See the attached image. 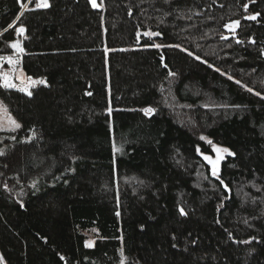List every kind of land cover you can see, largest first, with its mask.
Instances as JSON below:
<instances>
[{
  "label": "trees",
  "instance_id": "obj_1",
  "mask_svg": "<svg viewBox=\"0 0 264 264\" xmlns=\"http://www.w3.org/2000/svg\"><path fill=\"white\" fill-rule=\"evenodd\" d=\"M22 3L0 0V57L47 84L0 81L3 261L264 264V0Z\"/></svg>",
  "mask_w": 264,
  "mask_h": 264
},
{
  "label": "snow or ice",
  "instance_id": "obj_2",
  "mask_svg": "<svg viewBox=\"0 0 264 264\" xmlns=\"http://www.w3.org/2000/svg\"><path fill=\"white\" fill-rule=\"evenodd\" d=\"M18 2H21V6H22V7H26V5H24V4L22 3V0H18ZM91 2H92V4H93V7H96V6H97V5H96V0H91ZM36 7H38V8H47V7H49L48 0H36ZM244 7L246 8L247 5H244ZM257 15H259V14L252 15V16L247 17V18H248V19L255 20ZM19 19H20V17L17 16V17H16V20L18 21ZM239 23H240L239 21H233V22L230 23V24H226L225 27L228 28L230 31H233V32H234L236 26H238ZM8 27H9V28H13V27H15V23L10 24ZM15 30H16V32H18V33H23V32L25 31V27H24L23 25H20V26L17 27ZM146 35H152V33H146ZM222 39H228V37L225 36V37H222ZM253 42H254V41H253ZM11 47L14 48V49H16L18 52H23V51H24V50L21 48L19 42L12 43V44H11ZM156 47H160V45H156ZM176 47H179V46L177 45ZM185 51H186V50H185ZM189 54L191 55V53H189ZM262 54H264V53H262ZM195 58H196L197 60H200V59H201L199 56H196ZM3 59H5V58H4V57H0V60H3ZM7 62H8L9 64H18V63H19V60H13L12 57H8V58H7ZM204 63H207V61H204ZM164 66L167 67L166 64H165ZM216 71H219V69H216ZM169 75H175V73L169 72ZM11 77H12V73H11V72L0 73V81H2V83H3V87H5V88H7V89H12V88H16V87H17V85L14 84V83L12 82ZM17 78H19V77H17ZM229 79H232V77H229ZM28 81H29V82H28L27 86H25V87H21V88L18 89V90L21 91V92H25L28 96H31V95H32V92H31L29 89H30L33 85H35V84H45V83H46V81L43 80V79H40V80H32L31 78H28ZM235 83H236L237 85H240V84H241L240 81H235ZM247 91H249V92H253V89H251V88H247ZM88 94L91 95V93H88ZM255 95L260 96L261 93H260V92H255ZM0 107H2V105H0ZM111 111H112V109L109 108V109H108V112L111 113ZM142 111H144L145 114L148 115V114H151L152 112H154L155 110L152 109V108H145V109H143ZM8 123H9V125L11 126V129H12V130H15V129H18V128L21 127V125H20L19 123H17L15 120L10 119V118H9V120H8ZM13 139H14V137H13ZM202 139H203V137H202ZM209 143L211 144V141H209ZM113 149H114V152H115V151H120V149L116 148L115 143L113 144ZM214 151H215L216 154H217L215 159H213V158H212L211 156H209V155H204V159H205L206 161H208V163L211 165V175L214 176V177H216L217 179H219V175H218V166H219V162H220V160L223 158L221 154H222V153H227V152H229V150H228L227 148L214 147ZM0 154H3V153H0ZM230 154H231V153H230ZM221 183L223 184V181H222V180H221ZM5 187H7V185H5ZM33 187H35V182L33 183ZM224 187L227 188V185H224ZM180 213H181L182 215L186 214V213L184 212V209H183V208H180ZM116 214H117V216H119L120 213L117 212ZM246 243H248V242H246ZM86 246H88V247L93 246V242H91V241L86 242ZM2 260H3V257L0 256V261H2Z\"/></svg>",
  "mask_w": 264,
  "mask_h": 264
},
{
  "label": "rangeland",
  "instance_id": "obj_3",
  "mask_svg": "<svg viewBox=\"0 0 264 264\" xmlns=\"http://www.w3.org/2000/svg\"><path fill=\"white\" fill-rule=\"evenodd\" d=\"M12 49H14V48H12ZM14 50L17 51L16 49H14ZM7 58L8 57H6L3 60H0V73H6V72H11L12 73V77H11L12 82L17 85L16 88H12V89H17L18 90L21 87L27 86V84L29 82L28 78H31L32 80L43 79V80L46 81L45 78H41V77L35 78V77L27 76L24 73V71L21 69L19 63L18 64H9L7 62ZM12 58H13V60H19L18 56H16V55L12 56ZM17 77H19V78H17ZM1 84L3 85L2 81H1ZM46 84H47V82L45 84H35L29 90L31 91L35 87H38L40 85H46ZM0 105H2V107H0V132H6V133L17 132L19 130V128L15 129V130H12L11 126L8 123V120L10 118V119L15 120L17 123H18V121L11 115V113L8 110V107L1 100H0ZM203 139L205 141H207V139H205V138H203ZM214 147H220V146L212 145V150L213 151H214ZM220 148H223V147H220ZM227 154H228V152L227 153H222L221 155L224 158ZM216 155L217 154L214 151V155L212 156V158L215 159ZM88 237H89L88 241H91V242L94 241V233H93V231L90 232V233L88 232ZM0 264H6V263L2 260V261H0Z\"/></svg>",
  "mask_w": 264,
  "mask_h": 264
},
{
  "label": "water",
  "instance_id": "obj_4",
  "mask_svg": "<svg viewBox=\"0 0 264 264\" xmlns=\"http://www.w3.org/2000/svg\"><path fill=\"white\" fill-rule=\"evenodd\" d=\"M89 3H90L92 8H98V0H96V5H97L96 7H93V4H92L91 0H89Z\"/></svg>",
  "mask_w": 264,
  "mask_h": 264
}]
</instances>
